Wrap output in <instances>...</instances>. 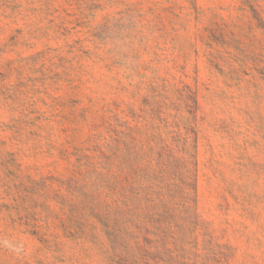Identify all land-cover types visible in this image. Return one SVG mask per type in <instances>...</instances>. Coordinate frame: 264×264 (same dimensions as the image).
I'll return each instance as SVG.
<instances>
[{"label": "rangeland", "instance_id": "1", "mask_svg": "<svg viewBox=\"0 0 264 264\" xmlns=\"http://www.w3.org/2000/svg\"><path fill=\"white\" fill-rule=\"evenodd\" d=\"M125 144L195 182L137 264H264V0H0V264H112Z\"/></svg>", "mask_w": 264, "mask_h": 264}, {"label": "trees", "instance_id": "2", "mask_svg": "<svg viewBox=\"0 0 264 264\" xmlns=\"http://www.w3.org/2000/svg\"><path fill=\"white\" fill-rule=\"evenodd\" d=\"M125 146L123 154L109 147L100 167L99 189L104 205L100 223L110 246L112 264H137L131 249L139 240L148 244L150 235L160 245L168 237L174 240L179 221L168 205L177 199L185 202L187 199L179 195L186 196L187 189L195 190L191 171L189 175L178 174V186L169 182L171 172L177 174L179 158L158 155L155 159L149 158L147 166L139 168L135 165L139 158L132 153L130 144ZM153 161L155 167L151 166ZM152 259H160L158 252Z\"/></svg>", "mask_w": 264, "mask_h": 264}]
</instances>
